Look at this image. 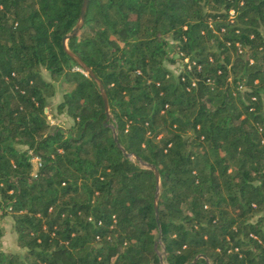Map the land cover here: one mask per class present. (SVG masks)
Segmentation results:
<instances>
[{
    "label": "trees",
    "instance_id": "trees-1",
    "mask_svg": "<svg viewBox=\"0 0 264 264\" xmlns=\"http://www.w3.org/2000/svg\"><path fill=\"white\" fill-rule=\"evenodd\" d=\"M83 3L0 0V264H264V0H89L110 117Z\"/></svg>",
    "mask_w": 264,
    "mask_h": 264
},
{
    "label": "rangeland",
    "instance_id": "rangeland-1",
    "mask_svg": "<svg viewBox=\"0 0 264 264\" xmlns=\"http://www.w3.org/2000/svg\"><path fill=\"white\" fill-rule=\"evenodd\" d=\"M174 71L178 72L182 68V62L177 61L176 63L169 64ZM48 76V72L44 70ZM69 86L65 84L57 83L56 93L50 97V103L48 105L49 120L52 123H58L64 126H70L73 122L72 118L64 112H60L57 104L62 99L63 90ZM34 172L39 165V159L37 157L33 158ZM3 235L0 239V247L6 251H21V247L17 243V236L13 226V218L11 215H7L3 222Z\"/></svg>",
    "mask_w": 264,
    "mask_h": 264
},
{
    "label": "water",
    "instance_id": "water-1",
    "mask_svg": "<svg viewBox=\"0 0 264 264\" xmlns=\"http://www.w3.org/2000/svg\"><path fill=\"white\" fill-rule=\"evenodd\" d=\"M88 2L89 0H84V3H83V7H82V12H81V15H80V18L78 20V22L76 23V25L71 29L70 32H68L63 40H64V43L67 47V50L68 52L74 56L77 61L81 64V66L83 67V69H85L88 73H90L93 77L96 78V80L98 81L99 83V86H100V89H101V92L104 96V99H105V104H106V108H107V112H108V117H110V112H109V102H108V95H107V92H106V89L104 87V84L103 82L101 81V79L96 75V73L92 70V68L86 64L75 52H73L70 48H68L67 46V41L70 37L74 36L78 31L79 29L81 28V26L83 25L84 23V19H85V14H86V10H87V7H88ZM115 139L116 141L119 143L120 145V141H119V138H118V134L117 132L115 131ZM123 149L124 147L122 145H120ZM125 151V154L126 155H129V153L124 149ZM142 163L147 166V167H150L152 168L154 171H155V174H156V177H157V192H156V195H155V208H156V214H157V219H158V222H159V215H158V211H159V207H158V200H159V193H160V171L158 169V167L156 166V164L154 163H148V162H145V161H142ZM158 244V241H156V245ZM163 253L164 251H161L160 252V256L161 258H163ZM202 256H205V254H201ZM198 256H196L193 261H191L190 263L188 264H194L197 260Z\"/></svg>",
    "mask_w": 264,
    "mask_h": 264
}]
</instances>
